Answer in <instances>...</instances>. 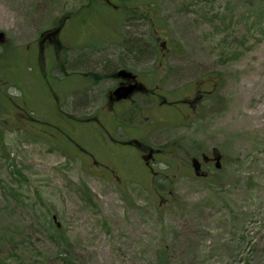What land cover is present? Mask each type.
<instances>
[{
	"label": "rangeland",
	"instance_id": "1",
	"mask_svg": "<svg viewBox=\"0 0 264 264\" xmlns=\"http://www.w3.org/2000/svg\"><path fill=\"white\" fill-rule=\"evenodd\" d=\"M107 1L0 0V264H264V0Z\"/></svg>",
	"mask_w": 264,
	"mask_h": 264
},
{
	"label": "flooded vegetation",
	"instance_id": "2",
	"mask_svg": "<svg viewBox=\"0 0 264 264\" xmlns=\"http://www.w3.org/2000/svg\"><path fill=\"white\" fill-rule=\"evenodd\" d=\"M49 39V38H48ZM51 40V39H49ZM51 42L53 44H57V42H54L53 40H51ZM51 46V45H50ZM158 66H162L161 63L158 64ZM115 69V70H114ZM110 74L109 77L110 79L113 81V86L107 91L106 93V105L109 106L110 108H114L115 106H119L122 105L124 103L130 102L131 104H133L132 101V97L135 95H142V96H147V95H151L154 97V101L156 102V104H159V106H163V105H167L170 103H167L163 98L164 95L159 91V84H155L153 87H150L146 84V82L144 80H141L138 78L137 74L133 71L127 70L125 67H119V68H114ZM121 70H127L130 71L132 73V75L134 76V79H122L120 77L117 76V73ZM133 86L132 89V95L130 98L126 99V100H120V101H116L114 96L111 95V93L116 90L117 88H127ZM156 96V98H155ZM152 98V97H151ZM153 99V98H152ZM181 101L182 103L186 104L187 106H190L191 104L195 103V101L192 102V100L187 101L184 99L181 100H177ZM115 114L114 109L111 111ZM215 154H212L213 158H207V159H203L205 164H210L214 161L215 159ZM140 158L142 160H144L146 167H148L149 171H152L150 162L154 159V155L152 152H150L148 149L146 150V153L140 154ZM200 169H201V165H200ZM200 171V170H197Z\"/></svg>",
	"mask_w": 264,
	"mask_h": 264
},
{
	"label": "water",
	"instance_id": "3",
	"mask_svg": "<svg viewBox=\"0 0 264 264\" xmlns=\"http://www.w3.org/2000/svg\"><path fill=\"white\" fill-rule=\"evenodd\" d=\"M4 41H5V36L3 33L0 32V43L2 44V43H4ZM117 76L122 78V79H134V77L131 75V73L124 71V70L119 71L117 73ZM132 89H133V86H130L127 88H117L116 90H114L111 93V95L114 96L116 101H119L122 99H127L132 94ZM191 164H192V167L195 171H197L199 169V164L195 159L191 160ZM215 167L216 168L220 167L219 158H216Z\"/></svg>",
	"mask_w": 264,
	"mask_h": 264
},
{
	"label": "bare ground",
	"instance_id": "4",
	"mask_svg": "<svg viewBox=\"0 0 264 264\" xmlns=\"http://www.w3.org/2000/svg\"><path fill=\"white\" fill-rule=\"evenodd\" d=\"M109 68H110V66H109V67L107 66V68L104 67V68H103V72L105 73V72H106V69L109 70ZM104 73H103V74H104ZM105 75H106V74H105Z\"/></svg>",
	"mask_w": 264,
	"mask_h": 264
},
{
	"label": "trees",
	"instance_id": "5",
	"mask_svg": "<svg viewBox=\"0 0 264 264\" xmlns=\"http://www.w3.org/2000/svg\"><path fill=\"white\" fill-rule=\"evenodd\" d=\"M153 2H154V0L152 2H149V3H153Z\"/></svg>",
	"mask_w": 264,
	"mask_h": 264
}]
</instances>
